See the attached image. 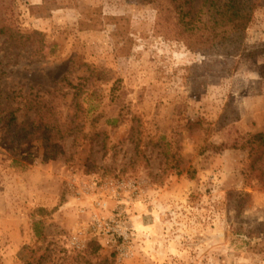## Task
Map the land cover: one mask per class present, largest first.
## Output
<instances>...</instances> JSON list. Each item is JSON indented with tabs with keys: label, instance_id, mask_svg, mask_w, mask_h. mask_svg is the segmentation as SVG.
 I'll list each match as a JSON object with an SVG mask.
<instances>
[{
	"label": "rangeland",
	"instance_id": "rangeland-1",
	"mask_svg": "<svg viewBox=\"0 0 264 264\" xmlns=\"http://www.w3.org/2000/svg\"><path fill=\"white\" fill-rule=\"evenodd\" d=\"M156 20L0 0V264H264V0L205 46Z\"/></svg>",
	"mask_w": 264,
	"mask_h": 264
},
{
	"label": "trees",
	"instance_id": "trees-1",
	"mask_svg": "<svg viewBox=\"0 0 264 264\" xmlns=\"http://www.w3.org/2000/svg\"><path fill=\"white\" fill-rule=\"evenodd\" d=\"M141 1L146 5L157 7L156 29L158 31L164 32L168 36L172 34L181 38L187 36L191 44L205 46L212 40L222 37L223 32L226 31L242 38L252 21L259 0ZM219 30L224 31L219 32ZM0 35L14 38L12 29H7L5 26L0 28ZM261 54H264V48L261 50ZM250 141L264 143V134H258Z\"/></svg>",
	"mask_w": 264,
	"mask_h": 264
}]
</instances>
